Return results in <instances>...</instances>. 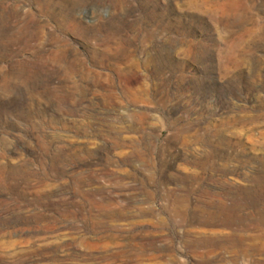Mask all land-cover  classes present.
<instances>
[{
	"label": "rangeland",
	"instance_id": "1",
	"mask_svg": "<svg viewBox=\"0 0 264 264\" xmlns=\"http://www.w3.org/2000/svg\"><path fill=\"white\" fill-rule=\"evenodd\" d=\"M0 264H264V0H0Z\"/></svg>",
	"mask_w": 264,
	"mask_h": 264
}]
</instances>
